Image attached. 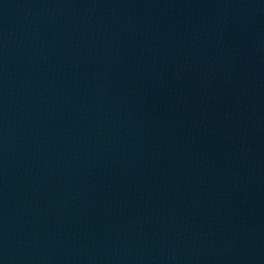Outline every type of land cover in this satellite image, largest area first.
I'll list each match as a JSON object with an SVG mask.
<instances>
[{"label":"water","instance_id":"water-1","mask_svg":"<svg viewBox=\"0 0 264 264\" xmlns=\"http://www.w3.org/2000/svg\"><path fill=\"white\" fill-rule=\"evenodd\" d=\"M0 264H264V0H0Z\"/></svg>","mask_w":264,"mask_h":264}]
</instances>
